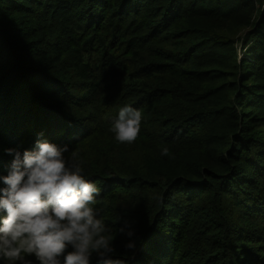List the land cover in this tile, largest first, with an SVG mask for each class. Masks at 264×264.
<instances>
[{"label":"trees","instance_id":"16d2710c","mask_svg":"<svg viewBox=\"0 0 264 264\" xmlns=\"http://www.w3.org/2000/svg\"><path fill=\"white\" fill-rule=\"evenodd\" d=\"M261 10L254 0H0V176L13 160L4 149L77 147L119 253L129 238L116 229L135 231L130 264H264ZM126 104L144 112L130 145L108 131Z\"/></svg>","mask_w":264,"mask_h":264},{"label":"clouds","instance_id":"9594fccd","mask_svg":"<svg viewBox=\"0 0 264 264\" xmlns=\"http://www.w3.org/2000/svg\"><path fill=\"white\" fill-rule=\"evenodd\" d=\"M144 122L142 109L123 105L108 121L119 144H133ZM13 160L0 176V264H130L137 254L130 222L116 233L126 234L117 251L114 228L105 219L107 200L98 182L89 178L77 150L46 139L33 150L4 149ZM65 153H69L67 156ZM161 156L169 155L167 146ZM127 257V259H125Z\"/></svg>","mask_w":264,"mask_h":264},{"label":"rangeland","instance_id":"374dc122","mask_svg":"<svg viewBox=\"0 0 264 264\" xmlns=\"http://www.w3.org/2000/svg\"><path fill=\"white\" fill-rule=\"evenodd\" d=\"M263 8H264V4H262V10H263ZM261 10V11H262ZM263 12V11H262ZM241 47H242V42H240V44H239V52H240V50H241ZM242 52V51H241ZM243 56H242V54H240V57L239 58H242Z\"/></svg>","mask_w":264,"mask_h":264},{"label":"built area","instance_id":"2783aa9c","mask_svg":"<svg viewBox=\"0 0 264 264\" xmlns=\"http://www.w3.org/2000/svg\"><path fill=\"white\" fill-rule=\"evenodd\" d=\"M254 1H256L257 3H261V4H264V0H254ZM263 12H264V8H263V10H262Z\"/></svg>","mask_w":264,"mask_h":264}]
</instances>
